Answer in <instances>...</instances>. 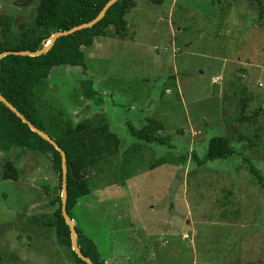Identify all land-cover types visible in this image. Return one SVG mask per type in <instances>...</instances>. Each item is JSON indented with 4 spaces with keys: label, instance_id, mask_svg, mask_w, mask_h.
Returning a JSON list of instances; mask_svg holds the SVG:
<instances>
[{
    "label": "rangeland",
    "instance_id": "rangeland-1",
    "mask_svg": "<svg viewBox=\"0 0 264 264\" xmlns=\"http://www.w3.org/2000/svg\"><path fill=\"white\" fill-rule=\"evenodd\" d=\"M155 1L127 12L125 38L108 27L84 49L85 72L53 67L35 90L57 131L101 116L121 140L119 155L90 176L72 222L104 264H264V186L250 171L264 177V7L259 18L253 0ZM37 3L0 0L11 42L32 27ZM85 80L102 104L83 99ZM146 118L164 124L165 143L130 133ZM213 136L234 153L198 167L191 152L203 159ZM7 160L17 180L2 178ZM56 178L47 154L0 151V264H79L46 225Z\"/></svg>",
    "mask_w": 264,
    "mask_h": 264
},
{
    "label": "trees",
    "instance_id": "trees-1",
    "mask_svg": "<svg viewBox=\"0 0 264 264\" xmlns=\"http://www.w3.org/2000/svg\"><path fill=\"white\" fill-rule=\"evenodd\" d=\"M108 0H38L32 27L28 32L18 34L17 41L11 42L12 32L10 17H0V52L4 50L41 49L43 42L55 32L67 30L73 26L92 20ZM155 1V0H154ZM259 4V18L263 15L262 0H253ZM156 2V1H155ZM137 0H116L105 11L102 18L92 27L77 30L68 35L58 36L50 48L38 56L8 54L0 58V95L14 106L28 121L39 130L48 134L64 151L66 158V212L70 218V210L78 199L89 193L90 176L103 170V166L110 164L111 159L118 154L121 140L111 132L107 121L96 116L87 118L65 132L57 131L40 113L35 102V90L42 87L48 79L51 69L56 66H82L85 72L86 54L84 49L93 45L99 36H107L111 32L118 38L127 36L125 15L136 6ZM29 33V34H28ZM81 96L84 100H93L95 104H102L97 99V92L92 88V82H81ZM242 104V102L240 101ZM244 104H242L243 106ZM146 124L139 129L129 125L130 133L146 141L165 143L164 136L157 135L164 130V124L154 119L146 118ZM13 147L47 154L51 167L57 173L58 193L50 200L51 205L57 204L53 216L46 225L54 227L56 242L69 250L79 264H86L71 250L70 230L61 215V161L59 152L45 139L32 132L13 112L0 102V151H7ZM234 153L229 140L224 136H213L207 142V149L203 159H199L195 152H191L193 162L198 167L207 160L227 158ZM119 155V154H118ZM187 156H182L185 163ZM165 159H158L151 164V168L164 164ZM250 171L264 186V177L253 166ZM124 176V172H121ZM3 179L17 180V168L11 160L5 161L2 171ZM126 177V176H125ZM124 177V178H125ZM75 226V225H74ZM76 244L81 253L94 264H104L99 260L95 244L82 235L75 226Z\"/></svg>",
    "mask_w": 264,
    "mask_h": 264
},
{
    "label": "water",
    "instance_id": "water-1",
    "mask_svg": "<svg viewBox=\"0 0 264 264\" xmlns=\"http://www.w3.org/2000/svg\"><path fill=\"white\" fill-rule=\"evenodd\" d=\"M116 0H108L104 6L101 8L99 13L90 21L81 23L79 25L73 26L67 30L55 32L52 35H50L45 42H43V45L41 49L36 51H28V50H4L0 52V58L8 55V54H14V55H26V56H38L44 52H46L53 41L58 37L62 35H68L71 34L77 30H81L84 28L92 27L96 22H98L102 16L104 15L107 8L112 5ZM0 102H2L11 112L15 114L23 123H25L28 128L36 133L41 138L48 141L60 154V161H61V191H60V201H61V215L69 227L70 230V244H71V250L77 255V257L84 261L86 264H94L88 257L84 256L81 251L78 249L76 244V230L75 226L72 222V219L69 217V215L66 212V182H65V173H66V158L64 151L57 145V143L45 132L39 130L37 127H35L30 121H28L14 106H12L2 95H0Z\"/></svg>",
    "mask_w": 264,
    "mask_h": 264
},
{
    "label": "crops",
    "instance_id": "crops-1",
    "mask_svg": "<svg viewBox=\"0 0 264 264\" xmlns=\"http://www.w3.org/2000/svg\"><path fill=\"white\" fill-rule=\"evenodd\" d=\"M220 79H221V77L217 76V77H214L212 81H213L214 83H216V82H219Z\"/></svg>",
    "mask_w": 264,
    "mask_h": 264
}]
</instances>
